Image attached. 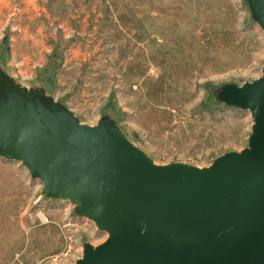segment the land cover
<instances>
[{
	"label": "rangeland",
	"instance_id": "rangeland-1",
	"mask_svg": "<svg viewBox=\"0 0 264 264\" xmlns=\"http://www.w3.org/2000/svg\"><path fill=\"white\" fill-rule=\"evenodd\" d=\"M263 72L249 0H0V96L18 94L11 82L83 126L113 121L159 166L245 150L253 114L217 94ZM42 189L0 157V264H75L106 240Z\"/></svg>",
	"mask_w": 264,
	"mask_h": 264
},
{
	"label": "water",
	"instance_id": "water-1",
	"mask_svg": "<svg viewBox=\"0 0 264 264\" xmlns=\"http://www.w3.org/2000/svg\"><path fill=\"white\" fill-rule=\"evenodd\" d=\"M249 4L264 30V0ZM9 84L18 94L0 96V157L108 235L75 264H264V72L217 94L254 125L245 150L208 168L156 165L113 121L83 126Z\"/></svg>",
	"mask_w": 264,
	"mask_h": 264
},
{
	"label": "trees",
	"instance_id": "trees-1",
	"mask_svg": "<svg viewBox=\"0 0 264 264\" xmlns=\"http://www.w3.org/2000/svg\"><path fill=\"white\" fill-rule=\"evenodd\" d=\"M53 52H54L55 54H57V55H60V54H59V51L57 50V48H55Z\"/></svg>",
	"mask_w": 264,
	"mask_h": 264
}]
</instances>
